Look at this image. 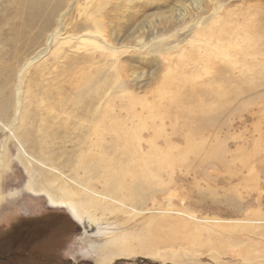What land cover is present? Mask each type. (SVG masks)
I'll return each mask as SVG.
<instances>
[{"label": "rangeland", "instance_id": "1", "mask_svg": "<svg viewBox=\"0 0 264 264\" xmlns=\"http://www.w3.org/2000/svg\"><path fill=\"white\" fill-rule=\"evenodd\" d=\"M107 1L95 0L96 11L106 2L102 12L107 13L117 0ZM128 1L130 10L122 14H137L139 33L146 38L132 41L137 48L121 56V65L129 70L121 73L118 84L103 64H79L80 69L57 78L54 99L45 108L30 111L27 129L34 149L43 148L65 171H73L87 151V161L95 160L100 146L89 147L86 135L97 115L95 109L83 115L93 96L87 84L92 79L94 88L108 76L122 121L129 126L145 121L154 128L152 134L165 125L173 143L160 138L158 149L175 165L152 166L149 178L127 176L126 184L138 183L143 195L139 193L134 203L125 202L121 211L91 208L102 216L99 227L106 233L95 237L91 229L99 227L79 225L65 209L51 208L45 196L26 190L28 175L17 158V145L9 143L0 180V264H264V0H217L223 6L221 14H228L230 33L223 36L230 47L228 60L215 57L204 44L195 47L188 41L181 50H166L187 36L189 25L212 13L206 0ZM200 6L205 11L198 13ZM181 10L188 14L186 23L176 20ZM83 11L73 8L69 30L84 24ZM154 31L165 38L153 41ZM120 83L128 93H116ZM132 102L133 111L121 110ZM207 118L213 128L186 138L189 129L196 131ZM4 139L0 132V158ZM103 139L102 152L112 154L111 135L104 131ZM143 145L148 152L149 143ZM75 174L95 191H104L103 179L77 168ZM64 176L69 179V173ZM112 236H124L131 252L102 262L101 245Z\"/></svg>", "mask_w": 264, "mask_h": 264}, {"label": "bare ground", "instance_id": "2", "mask_svg": "<svg viewBox=\"0 0 264 264\" xmlns=\"http://www.w3.org/2000/svg\"><path fill=\"white\" fill-rule=\"evenodd\" d=\"M128 2V0H117L113 9L107 13L102 12L107 5L106 2L96 11L95 0H84L83 4H79L78 0H6L5 4H0V45L2 46L0 47V132L5 135L3 154L0 158V180L3 174L2 168L7 162V145L14 142L17 145V158L29 178L26 190L36 197L45 196L49 207L65 209L76 223L83 227L87 224L88 226L85 227L89 230L93 226L98 228L102 217L99 218L94 212H90L91 208L102 212L113 209L121 211V206L125 202L134 203L139 193L143 195L140 192L142 187L140 188L138 183L132 187L126 184L127 176H135L134 178L139 177V179L140 177L149 178L153 173L152 166L166 169L175 165V160L169 154L158 149L160 138L164 139L165 144L173 143V139L163 124L166 119H163V125L157 130L158 133L153 131V134L150 132L152 127L148 126L145 121L129 126L128 121H122L121 111L120 113L115 112L116 105L112 98V93L115 94V92L111 93V84L106 82L108 76L106 80L104 79V83L99 82L94 88L91 79L87 84V90L93 92V96L89 101L90 106H87L88 103L85 105L83 115L95 109L97 120L91 132L86 136L91 141L89 147L93 144L94 146L99 145L101 154L96 156L95 160L87 161L90 154H86L88 151L85 152L81 156V161L78 162L80 164L73 166V171H65L54 165L53 158L45 153L43 148L39 147L38 151L34 149L27 125L31 120L30 111L34 107L43 106L45 108L46 104L54 99L53 90H55L57 78L71 71L74 72L78 66L80 69L79 64L95 62L103 64V68L108 67L111 75V71L114 72L112 82L115 85L118 84L121 80V73L129 70V68L126 70L125 65H121V56L127 54L132 48H137L132 45V41L141 43L146 38V34H142V31V35L139 33L142 27H140L141 23L138 21L137 14L130 13L127 16L122 14L123 10L126 12L127 9L130 10ZM75 6L85 11L83 12L86 14V21L78 27L74 25L76 29L72 31L69 30L70 27L68 28L71 20L67 23V19ZM206 6L210 9L212 7L213 11L210 10L212 13L189 25L192 29L187 36L182 41L171 44V47L166 50L179 48L182 43L188 41L195 47H199L198 44H204L206 50L216 52L215 57L217 58L230 59L228 51L230 47L226 46L228 44L224 45L225 42H223L224 34L229 31L227 29L228 14H221L223 6L217 0H206ZM181 11L176 20L186 23L188 14ZM197 11L200 13L205 11V8L200 6ZM5 26L9 28L4 29ZM4 35L7 36L4 39L6 41L1 39ZM151 35L153 41L165 38L155 31ZM166 61L169 59L166 58ZM119 85L117 86L120 88L116 93L127 92L128 89L126 90L121 83ZM250 86L255 90V86ZM83 94L81 92L80 97ZM81 99L78 104L82 103ZM133 106V102L127 107L122 105L121 110H128L129 113L134 110ZM153 116L151 119L155 118ZM87 121L88 119L85 118L84 122ZM201 126L196 131L189 129L186 138H194L204 130L214 127L209 119H205ZM104 131L112 137V154L106 152L107 149L106 151L104 149L106 153L102 152V147H105L102 146ZM91 136H95L96 141ZM145 141L150 145L148 152L143 145ZM223 141L224 138L222 143ZM75 168L82 169L90 175L89 177L103 179L104 191L97 192L89 184L82 182L75 174ZM66 172L69 173V179L64 176ZM77 182H81V187H78ZM91 232L95 237L106 235L100 227L98 230L91 229ZM127 244L124 236L108 238L105 244L101 245V250L104 252L102 262L109 263L114 256L130 253L131 249Z\"/></svg>", "mask_w": 264, "mask_h": 264}]
</instances>
